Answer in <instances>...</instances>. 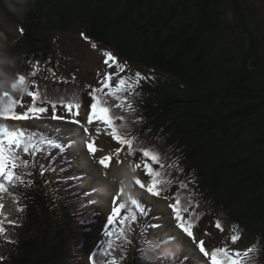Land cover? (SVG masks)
<instances>
[{"label":"trees","instance_id":"obj_1","mask_svg":"<svg viewBox=\"0 0 264 264\" xmlns=\"http://www.w3.org/2000/svg\"><path fill=\"white\" fill-rule=\"evenodd\" d=\"M256 13L245 0H0V15H13L22 29V36L13 42L0 34V70L23 63H40L53 71L67 67L55 51V45L65 49L56 36L78 24L90 42L132 69L122 76L130 77L140 93L135 98L139 113H131L135 132L130 135L143 147L162 144L173 154L181 180L191 181L209 199L214 216L224 215L227 226L243 235V244H248L247 237L258 250L264 249V29ZM137 72L151 79L138 83ZM35 79L50 100L55 93H66L50 81L41 83L37 75ZM61 88L70 90L66 85ZM89 99L88 104L78 97L68 101L89 108ZM61 108L58 104L57 110ZM25 129L52 137L40 128ZM47 150L35 156L34 167L20 170L30 174L22 177L30 187L6 184L10 188L6 197L20 207L24 219L21 226L9 227L19 234L20 246L5 247L0 264H72L71 231L75 227L82 233L85 222L79 218V207L91 192L79 187L84 173L75 170L68 149H56L54 155ZM41 158L48 163H41ZM46 166L60 170L56 181L46 180ZM58 184L60 191L54 187ZM177 192L169 187L164 195ZM1 195L0 204L5 205ZM145 205L151 215L152 206ZM4 208L0 209L3 225ZM149 218L151 222L153 217ZM144 224L148 222L134 224L131 243L111 255L120 260L123 252L122 264H178L174 260L181 259L167 250L154 254L155 258L145 251L161 250L162 244H151ZM3 237L0 233V244ZM88 238L94 239L93 234L86 233L74 243L80 246ZM103 242L98 241L93 250L88 247L86 258L93 257L91 264H108L109 256H102ZM257 260L264 264V251Z\"/></svg>","mask_w":264,"mask_h":264},{"label":"rangeland","instance_id":"obj_2","mask_svg":"<svg viewBox=\"0 0 264 264\" xmlns=\"http://www.w3.org/2000/svg\"><path fill=\"white\" fill-rule=\"evenodd\" d=\"M245 2L247 3V5H250L251 9L257 12L256 18H259L261 20V25L264 29V0H245ZM21 30L22 29L20 28L17 19L13 15H0V34H2L4 38L10 40L11 42L17 41L22 36ZM82 31V28L78 24H75L70 30L64 33H59L56 36L59 42L65 44V49L59 50L58 45H55V51L60 55V58L64 60L63 62L68 64L67 67L53 71L52 69L44 70L45 66H41L40 63H38L39 67H37V64L33 65L23 63V65L13 69L4 68L0 70V93L5 90L11 92L8 84H10V82L15 79L17 74H23L26 77L31 78L30 80H34L35 76H29V74L33 71L36 72L37 79L41 83H45L46 80L50 81V84H52L53 87L59 86L58 89H61L59 90L60 92H66L53 94L52 100L54 101H59L61 98H63L65 102H67L70 97H78L84 103L88 104V102L90 101L88 93H90V91L94 88L102 87L101 81L104 79L105 74H114L112 75L110 85L112 87H115L117 76L122 77L125 75V73H128V70L132 69L129 67L124 68L123 71H119L116 67V64H112L111 61L106 64L105 60L108 58L104 55V53L111 52L106 51L105 49L103 50V48H101V46L99 45H96V47L94 48L92 46L94 43L90 42L82 33ZM117 64L126 65L123 60H120V62ZM34 81L38 83L36 79ZM56 81L59 82L57 85L54 84V82ZM63 85L70 86V90L66 91L65 88L62 89L61 87H63ZM33 90H35V87L33 88ZM104 92H107V89H104ZM2 93L0 94V106H2L5 101H7V98L3 97ZM133 102V112H121L120 109H114L115 113L118 116L123 113V115L126 117L125 121L118 120V122L120 124H125V131H129L130 133L135 132L133 129L131 113H139V110H137L136 108V100L134 99ZM23 103L25 105L30 104V98L24 96ZM109 103L113 104V102L110 101ZM114 103H116V101ZM86 108L87 105L81 106L78 110L79 115L75 117L67 113L63 108L57 110V114L64 117L63 120L51 119L52 112L51 109H49V111L44 114L43 119L28 121H13L9 119L3 121V123H6V125L11 129H25L36 127L45 132L56 135L59 140L65 142L66 144V141H69L68 143L70 146L68 148V152L69 154H71V156L74 157V168L75 170H80L84 173V179L82 180L81 186L85 187L88 190H92L95 188L97 189V191L93 194V198H98V205H100L101 207L97 204V206L90 207L92 203L88 200L87 205L83 204L82 210L78 214L81 220L85 222L82 223V233L79 234L78 230H75V227H73L71 231V234L74 235V239L77 238L82 241V236L86 233H92L94 239L88 238L87 242H81L80 246L76 245V243H74V239H72L71 245L74 246V253L71 263L78 264L79 261L82 260L81 263L87 264L86 251H88V247H90L92 243H94L99 238V230L101 231L103 229L106 222H104V220L107 217V212L110 211L112 207V198L116 197L117 200H120L128 196H134V198H139L152 204L155 211V216L153 215V213H151L150 215L153 217L152 223L156 222L157 224L159 222L160 225H162V227L156 228L154 232L152 231L151 235L149 233V240L156 242L161 237L172 236L171 241L167 243L168 245L165 244V246L167 245L165 249H169L173 253L175 252L181 258L188 257L182 260H179L177 258L173 263H176V261L178 260L180 262H188L187 264H195L194 262H196L197 264H206V258H204L203 255L199 253L193 240L187 237L181 230L174 227L175 222L172 217L171 210L167 207L168 203L174 202V193L169 194L171 195V197L164 195L168 197V200L157 199L150 197L145 191L141 190L139 187H136L131 177L135 174L142 181H144V171L140 168L137 169L135 173L132 172L130 164L132 165L135 162H133V159L129 160V157H125L127 156L126 151L123 154L121 151V153L119 154V159L121 160L120 163L116 162L115 157L112 161L109 162L108 168H105L98 163L101 157L114 153L115 150L120 147V145L115 141H113V143L111 142V138L108 135V130H105V126L102 125V122L94 121L91 125L87 124V114L90 110ZM24 110L25 109L22 107L16 108L17 112H22ZM73 111L75 112L77 110L73 109ZM74 119H78L81 122V125L88 127L89 131L85 132L83 130V127L72 123L71 121ZM97 128L100 129L99 132H97ZM88 142H93L94 146L97 148V151L94 154L87 151ZM135 143L137 147L142 146L138 139L135 140ZM149 147L154 148L155 150L160 152L163 158V162L167 165H171V167L166 169L168 176L173 181L170 189L172 191L176 190L180 192L181 198L185 201L190 200L188 206L191 210L189 211L195 213V215L199 217V219L195 221L196 227L193 230L196 242L203 240L206 244V249L208 250L210 247L221 246L225 244H227L230 248L239 250H245L249 246H254L257 249V245H254L255 243L252 240H249L247 237L245 238V240L249 241L248 244H243V235L227 226V222L225 221L227 220V218L224 215L219 213L217 216H214L216 214L210 204L209 199L206 198L203 194L198 193L195 185L192 184L191 181L181 180L178 170L179 166H177L175 162H172L174 159L172 153L166 151L165 147L160 143L150 142ZM124 150H126V146L124 147ZM47 152L49 153L50 150H47ZM49 154L54 155L53 153ZM135 157L140 159L139 153ZM44 171L49 177L46 178V180H50L51 178L52 181H55L57 175L60 173V170H57L54 167H47V169H45ZM121 182L123 183L124 189V192L122 194H120L118 188H116L117 185L121 186ZM147 182L148 180L144 181L145 184ZM181 182L186 184L187 187L183 189L180 188ZM54 187L57 186L54 185ZM58 187H60V185ZM166 192H168V190ZM3 194L5 195L4 210L6 211V223L3 225L5 231L3 232L4 237L1 241L2 244H0V252H3L4 248L8 246H10L12 249L18 248L20 246L19 234H13V232L9 231L8 229L12 225H15L17 227L21 226L24 219L20 207H17L15 205V208L12 205V200L6 197L5 193ZM2 200L3 196L0 194V202ZM17 209H19V211ZM78 210L79 209H77V211ZM102 212H104L103 217L101 215ZM139 220L140 218L136 223H134L138 227L140 223L150 222L149 217H142L140 222ZM9 221H11V223H9ZM209 221L213 222L210 223L213 228L216 227L215 225L217 221L221 222L223 224V231H221L220 229H215L216 232L212 230L215 233H211L212 227L210 225L204 226V223ZM72 224L75 225V223ZM134 224L132 225V229ZM109 230H112V226L109 228ZM133 230L129 234V238L133 235ZM117 231H119V228L117 229ZM7 232L8 234L6 236ZM205 233H208V235H205ZM237 233L240 235V239L237 243L232 244L230 237L231 235ZM111 239L114 241L116 237L113 236ZM143 242L145 243L146 247H149V245L145 241ZM103 243L105 244L106 249V246L108 247V244L106 241ZM157 244L160 246L162 244V241H157ZM166 250H164V248L162 247L161 250H156L154 248V251H151L149 249H146L145 251H147L149 254H153L151 257L155 258L154 254H158L159 251L167 252ZM184 254L187 256H183ZM253 255L255 256L256 254L253 253ZM112 258L113 256L110 255L108 257V262ZM165 263L168 264L167 262ZM252 264H259L258 260H254Z\"/></svg>","mask_w":264,"mask_h":264},{"label":"snow or ice","instance_id":"obj_3","mask_svg":"<svg viewBox=\"0 0 264 264\" xmlns=\"http://www.w3.org/2000/svg\"><path fill=\"white\" fill-rule=\"evenodd\" d=\"M94 48L96 45H92ZM104 55L108 58L105 63L109 61L112 64H116L119 71H123L126 65L117 64L116 58L111 53L105 52ZM111 66V65H109ZM37 67L39 65L37 64ZM36 72L33 71L29 76L34 77ZM114 74H105L104 79L101 81V88H94L89 96L92 103L90 105V111L87 114V124L91 125L94 121L102 122L105 126V130L111 136L112 140L117 142L118 147L114 153L101 157L98 161L100 165L105 168L109 167V162L116 158V162L120 163L119 154L126 146V155L136 156L140 155V160L130 165L132 172L135 173L137 169L142 168L144 174L148 177V182L145 184L138 176L132 175L131 179L134 185L138 186L141 190L145 191L150 197L157 199L167 200L168 197L164 196V193L173 183L169 178L166 171L171 165H167L163 162L161 153L154 148L143 147L135 144L136 137L130 135L129 131H125L126 125H118L116 122L125 121L126 117L121 114L116 115L114 109H120L122 112L134 111V99L140 95L136 91L137 84L131 83L130 77H118L115 87L110 85V81ZM136 81L138 83L144 80H149L151 77L142 76L141 73L135 74ZM7 83V81H6ZM11 92L3 91V97L7 98V103L0 106V194L7 193L10 188L8 186L19 187L20 185L31 186L30 181L23 180V176H30L27 171L21 172V169H27L34 167L35 156L47 149L56 148L63 150L66 146L63 143L58 142L54 137L47 136L42 133L27 132L26 129L13 128L10 129L3 121H28L39 120L44 118V114L49 111V108L45 105L51 106V119L63 120L64 117L57 114L58 104L72 116H78V110L81 107V103L72 100L67 101L61 98L59 101H53L48 99L43 93L39 91L38 86L35 85L34 80H30L23 74H17L15 79L8 84ZM35 87V90L33 88ZM107 89V92H104ZM30 98L31 103L25 105L23 103L24 96ZM18 96V98H17ZM113 98L116 103L110 104L108 98ZM22 107L25 110L17 112L16 108ZM76 109L77 111H73ZM77 125L83 127L85 132H88V127L81 125L78 119L71 121ZM139 120L134 123H139ZM100 129L97 128V132ZM70 146V145H68ZM87 151L89 153H95L97 148L93 142L87 143ZM24 155L31 157V161L25 160ZM43 168V166H41ZM187 185L183 182L180 183V188H186ZM119 193H123V183ZM13 199H18L17 196H13ZM173 203H168L167 207L171 210L172 217L174 219V227L181 230L187 237L191 238L198 249L199 253L206 258V264H252L254 260L259 258V254L264 249H256L254 246H249L245 250L230 248L227 244L224 246L214 247L211 250L206 249L205 242L200 240L196 242L194 237V228L196 227L195 221L199 219L195 213L189 211V201H185L181 198L179 192L174 197ZM112 207L110 214L106 217V222L102 230V238L107 242L108 247L103 250V256H110L116 249L123 248L124 244L131 243L129 234L132 232V225L138 221L140 217L148 215L151 211L149 207L145 205L142 199L129 197L127 201L120 202L116 197L112 198ZM4 205L0 204V209H3ZM19 211V209H17ZM3 213L0 212V216ZM3 220H0V233L5 231L3 226ZM11 223V221H9ZM109 226H112V231L109 230ZM216 228L223 231L219 221L216 222ZM119 231H115L116 228ZM147 227L160 228V224H151ZM235 231V229H234ZM208 235V233H205ZM115 236L113 241L111 238ZM240 235L233 234L230 237L231 243L235 244L239 241ZM103 248V245L99 246ZM253 253L256 255L254 256ZM123 252L120 260L112 258L108 264H122ZM90 259L93 257L90 255Z\"/></svg>","mask_w":264,"mask_h":264},{"label":"bare ground","instance_id":"obj_4","mask_svg":"<svg viewBox=\"0 0 264 264\" xmlns=\"http://www.w3.org/2000/svg\"><path fill=\"white\" fill-rule=\"evenodd\" d=\"M42 159V158H41ZM41 163H43V164H45V163H48V161L47 160H45V159H42L41 160ZM117 188V187H116ZM80 218V217H79ZM151 224H156V222L155 223H152V221L151 222H148V224L147 225H145L144 224V226L148 229V232L150 233V235H151V233H152V231L154 232V230L156 229V228H151V227H147L148 225H151ZM157 224H159V223H157ZM147 232V231H146ZM147 235V234H146ZM160 237V236H159ZM171 239H172V236H170V237H161V238H159L157 241H162V247L164 248V250H166L165 249V247L168 245L167 243L168 242H170L171 241ZM157 241L155 242V241H152L153 243L155 242V244H157ZM165 244H167L166 246H165ZM167 251H169V252H171L169 249L167 250ZM173 253V252H172ZM174 254L176 255V256H178L175 252H174ZM183 256H187V255H183Z\"/></svg>","mask_w":264,"mask_h":264},{"label":"clouds","instance_id":"obj_5","mask_svg":"<svg viewBox=\"0 0 264 264\" xmlns=\"http://www.w3.org/2000/svg\"><path fill=\"white\" fill-rule=\"evenodd\" d=\"M86 109H88L89 110V108H86ZM84 179V175H83V177H82V180ZM80 188H82V189H84V190H87V191H89V192H92L91 190H88V189H86L85 187H82V186H79ZM59 191H60V189H59ZM194 232V231H193Z\"/></svg>","mask_w":264,"mask_h":264}]
</instances>
